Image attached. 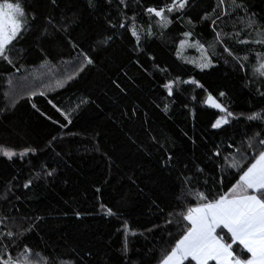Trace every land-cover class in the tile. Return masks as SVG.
Here are the masks:
<instances>
[{"label":"trees","instance_id":"obj_1","mask_svg":"<svg viewBox=\"0 0 264 264\" xmlns=\"http://www.w3.org/2000/svg\"><path fill=\"white\" fill-rule=\"evenodd\" d=\"M141 2L145 6H155L161 0ZM75 3L83 11L84 0H75ZM251 6L258 16H264V0H251ZM108 11L115 12V4L112 9L105 7L102 12H84L79 24L74 26L73 35L84 42L85 46L95 43L101 38V34L108 31L105 23ZM136 11L139 14L141 9L136 8ZM128 15L131 16L132 13L129 12ZM137 20H142L145 27L148 24L146 17L137 15ZM234 23L226 20L220 27L226 32L232 31ZM194 24L193 28L186 21L173 23L165 30L163 38L154 36L145 40L142 43L143 51L140 52L134 51V41L130 34L118 30L115 42L107 50L101 49L95 53L101 69L89 72L82 79L68 82L62 88L56 87L55 81L43 87L36 86L35 96L22 93V98L7 112L6 117H0V143L12 146L17 151L27 146H43L53 135L58 137L59 147L56 151L61 152V156L48 152L38 154L37 157H16L13 161L0 157V186L14 175L22 181L30 171H39V168H33L38 160L58 170L54 180H36L30 189H18L17 194L21 195V200L14 201L21 212L45 217L43 232L38 236H29L25 241L30 246L39 245L36 250L41 251L42 255H47L42 251L47 245L49 250L58 249L65 254L57 256L58 260L70 259L67 254L73 253L74 249L81 253L91 249L95 254L94 264H128V257L132 258L133 264H158L164 250L179 238V229L175 225L164 231H146L157 221V214L151 209L147 197H137V190L131 180H135L137 185L149 193L163 192L166 186L172 187L179 181L175 173L168 175L162 171L159 165L161 153L149 143L144 129L175 139L182 156H186L192 147L191 139H195L199 145L196 150L199 156L214 141L224 140L225 136L210 127V122L221 113L203 103L206 99L204 90L191 84H182L173 98L167 97L162 84L167 78L177 75L185 80L191 76L203 83L214 96L219 91L226 92V97L218 99L230 110L239 112L250 107L264 106V99L249 94L245 81L246 75H252L250 65L255 63V53L249 52V48L255 47L259 52H264V48L227 42L234 53L241 56L249 54L246 70L242 71L234 66V62L230 61L226 53L221 54L217 46L210 50L214 66L201 71L195 63H188L190 60H199L200 57L195 54L193 56V52H190L196 48H190V56H183L179 41L188 39L191 42L192 39H198L208 47L214 39V33L208 22L194 20ZM241 26L236 23L235 30L239 31ZM185 30H191L193 37H183L181 33ZM153 31H156L155 25ZM244 35L245 33L241 34L242 37ZM17 46L21 52L27 50L30 55L17 62L19 72L0 63V107L8 104L4 92L9 87V73L13 79L23 80L25 76L31 79L33 75L38 76L41 71H47V68L40 67L37 37L34 33H26L19 39ZM52 51L56 56L52 68L62 60L70 59L67 55L60 56V53L67 51L63 45L52 46ZM149 56L155 59H149ZM136 60H139V65L135 63ZM225 60L230 62L225 63ZM156 64L166 71H157ZM111 80H117L125 88L126 94L121 93ZM41 92L44 95H40ZM86 96L93 98L95 104L82 106L79 115L73 113L72 123L67 128L61 129L59 124L54 123L66 121L53 104L70 111ZM193 96L196 97L195 100L191 99ZM165 103L169 104L167 113L164 111ZM33 104L36 105L35 108L32 107ZM133 108L136 113L131 119L122 115L123 112L131 115L130 110ZM192 109L195 110L194 116L190 112ZM49 116L52 117L51 120L47 118ZM239 127L234 126L229 132L234 133ZM129 137L136 143H132ZM149 151L151 154H148ZM107 156L119 163V169L113 165L109 170ZM232 182L234 180H225L223 190L226 191ZM98 187L101 189L100 194L95 192ZM0 194H3V187H0ZM165 195L169 196L164 201V206L167 207L172 204V199L170 194ZM100 202L114 210L128 209L134 205V210L130 216L116 219L102 214ZM74 211L91 214L77 218L73 215ZM123 219H127L129 223L131 250L128 257H124L120 250L124 234L118 229H121ZM133 230L137 235H131ZM169 231L172 233L171 237L168 235Z\"/></svg>","mask_w":264,"mask_h":264},{"label":"snow or ice","instance_id":"obj_2","mask_svg":"<svg viewBox=\"0 0 264 264\" xmlns=\"http://www.w3.org/2000/svg\"><path fill=\"white\" fill-rule=\"evenodd\" d=\"M114 4L115 12L108 11L105 14L108 31L101 34L99 40L85 46L84 42L73 35L74 26L79 24L84 12H102L105 7L112 9ZM136 8L141 9L139 14ZM129 12L132 13L131 16L128 15ZM137 15L147 18L146 27L142 20H137ZM194 20L209 23L214 33L213 41L205 47L198 39H192L191 42L181 39L179 46L184 48L188 44L201 53L197 62L188 61L195 63L201 71L214 66V57L210 50L217 46L221 54L226 53L230 61L234 62V66L242 71L246 70L249 54L241 56L234 53L227 42L264 48V16L257 15L251 6V0H161L155 6H145L141 0H84L83 11L75 0H0V63L19 72L17 62L30 55L27 50H19V39L26 33H34L37 37L40 67L47 68V71H41L31 79L28 76L23 80L13 79L9 73V87L4 92L8 104L0 107V117H6L7 112L22 98V93L35 96L36 86L43 87L55 81L56 87L62 88L68 82L82 79L89 72L101 69L95 53L101 49L107 50L115 42L118 30L128 32L134 41V51L140 52L143 51L142 43L145 40L154 36L163 38L165 30L173 23L186 21L194 28ZM226 20L235 22L232 31L226 32L220 27ZM236 23L242 25L239 31L235 30ZM242 33H245L243 37ZM181 35L192 38L193 32L185 30ZM57 44L67 49L60 56L67 55L70 59L62 60L52 68V62L56 60L52 46ZM249 52L255 53V63L250 65L251 77H245L246 86L250 95L264 99V52L256 51L255 47H250ZM177 55H180L179 51ZM149 59L155 58L149 56ZM135 63L139 65V60ZM156 69L166 71L159 64H156ZM111 83L121 93L126 94L125 88L117 80H111ZM182 84H191L204 90L206 99L203 103L221 113L210 122V127L218 130V134H223L225 139L214 141L198 156L196 150L199 145L195 139L190 138L192 147L186 156H182L175 139L162 133L153 134L148 128L144 129L149 143L161 153L159 165L162 171L168 175L175 173L179 181L172 187L166 186L163 192L149 193L129 178L137 190V197H147L151 209L157 214V221L146 231H164L173 225L179 229V238L164 250L158 264H264V106L250 107L239 112L230 110L218 99L226 97V92L219 91L214 96L203 83L191 76L186 80L179 75L167 78L162 87L166 90L167 97L175 98V93ZM40 95L44 93L41 92ZM191 99L195 100L196 97ZM90 103L95 104V100L86 96L70 111L53 104L66 121L54 123L59 124L61 129L67 128L72 123L73 113L79 115L82 106ZM32 107L35 108L36 105L33 104ZM168 108L169 104L165 103V113ZM130 111L131 115L129 112H123L122 115L131 119L136 109ZM190 112L194 116L195 110ZM47 118L52 119L50 116ZM236 125L240 127L230 133L229 130ZM184 135L187 136V133ZM129 139L136 143L131 137ZM57 141L58 137L53 135L43 146H27L20 151L0 143V157L13 161L16 157H37L38 154L48 152L61 156V152L56 151L59 147ZM107 159L110 171L113 165L119 169L120 165L115 159L111 156H107ZM33 168H39V171H30L22 181L14 175L0 186L3 187V194H0V264H94L95 254L91 249L83 253L74 249L73 253L67 254L70 259L58 260L57 256L65 255L58 249L49 250L45 245L42 251L47 255H42L41 251L36 250L39 245L30 246L25 242L29 236H38L43 232L45 217L21 212L20 207L14 203L21 200L17 190L30 189L36 180H54L58 171L56 167L39 160ZM225 180H234L226 191L223 190ZM173 188L176 190L173 191ZM95 192L100 194L101 189L98 187ZM165 193L170 194L172 199V204L167 207L164 206V201L169 196ZM99 209L105 216L120 219L130 216L134 205L128 209L114 210L100 202ZM90 214L73 212L77 218ZM118 231L124 234L120 250L124 257H128L131 245L127 219L121 220V229ZM131 235L135 236L137 232L133 230ZM168 235L171 237L172 233L169 231ZM128 264H133L131 257H128Z\"/></svg>","mask_w":264,"mask_h":264},{"label":"rangeland","instance_id":"obj_3","mask_svg":"<svg viewBox=\"0 0 264 264\" xmlns=\"http://www.w3.org/2000/svg\"><path fill=\"white\" fill-rule=\"evenodd\" d=\"M187 40H188V39H187ZM188 41H189V40H188ZM190 48H191V47H189L188 44H186V45L184 46V48H181V52H180V53H181L183 56H184V55H185V56H187V55L190 56V54H191L190 52H193V54H191V55L194 56V54H195V55H197V57H200V56H201V53H200L197 49H194L195 51H193V50L190 51V50H191ZM188 51H190V52H188ZM197 52H198V53H197ZM196 53H197V54H196ZM190 61H192V60H190Z\"/></svg>","mask_w":264,"mask_h":264}]
</instances>
